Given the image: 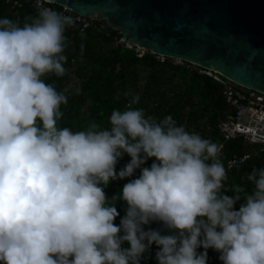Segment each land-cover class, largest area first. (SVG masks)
<instances>
[{"label": "clouds", "instance_id": "clouds-1", "mask_svg": "<svg viewBox=\"0 0 264 264\" xmlns=\"http://www.w3.org/2000/svg\"><path fill=\"white\" fill-rule=\"evenodd\" d=\"M53 2L35 0L23 26L0 18V264H141L153 244L157 264H207L209 249L221 264H264V168L236 210L218 146L171 116L145 117L138 96L108 129L57 127L67 97L44 77L65 74L75 21L43 6ZM137 169L112 198L127 204L117 226L104 188ZM153 222L162 229L145 230Z\"/></svg>", "mask_w": 264, "mask_h": 264}, {"label": "trees", "instance_id": "trees-1", "mask_svg": "<svg viewBox=\"0 0 264 264\" xmlns=\"http://www.w3.org/2000/svg\"><path fill=\"white\" fill-rule=\"evenodd\" d=\"M45 5L57 12L61 10L55 5ZM36 14L37 9L32 4L11 10L5 0H0V18H8L20 26L30 22L28 18ZM93 22L95 28L83 33L66 29L63 53L66 56L63 65L65 74L60 77L48 74L44 77L46 83L67 97V103L61 105L62 115L57 121V127H67L75 132L85 130L95 123L100 129H108L112 111H124L132 98L138 96L139 101L131 104V107L142 109L145 117H152L158 122L171 116L186 131L197 133L217 146L222 145L218 159L224 166L226 179L222 182L221 193L239 196V201L234 205L238 210L240 203L244 202L254 187L247 176L253 168H264V153H259L255 145H243L240 139L225 142L220 137L217 125L228 114L221 86L207 76L198 75L192 68L160 64L147 53L138 58L132 50L116 44V39L121 38L118 31L108 28L104 21ZM72 72L77 80L75 90L68 89V74ZM140 74H146L144 81L140 79ZM243 153L250 156L245 163L226 168V162L233 155L241 156ZM129 162L130 157L123 155L115 166L116 171L119 172ZM152 163L153 160L149 159L143 167H150ZM139 175L140 170L137 169L132 177L110 181L104 188L108 203L115 204L119 213L114 220L117 226L125 215L127 204L122 199L115 201L112 198L118 196L123 186ZM237 188L239 191H236ZM161 229L162 225L155 222L145 226V230ZM163 234L169 233L164 231ZM122 247L127 248L128 244L125 242ZM158 250L153 244L143 255L141 264H157L155 253ZM197 251L199 253L203 249ZM207 256V264H221L219 253L214 250L209 249Z\"/></svg>", "mask_w": 264, "mask_h": 264}, {"label": "water", "instance_id": "water-1", "mask_svg": "<svg viewBox=\"0 0 264 264\" xmlns=\"http://www.w3.org/2000/svg\"><path fill=\"white\" fill-rule=\"evenodd\" d=\"M129 44L264 96V0H54Z\"/></svg>", "mask_w": 264, "mask_h": 264}, {"label": "built area", "instance_id": "built-area-1", "mask_svg": "<svg viewBox=\"0 0 264 264\" xmlns=\"http://www.w3.org/2000/svg\"><path fill=\"white\" fill-rule=\"evenodd\" d=\"M5 3L11 10L21 9L24 5L32 4L35 6V0H5ZM47 7L46 5H43ZM60 13L64 15H70L73 17L75 23L74 26L69 28L71 31L78 30L79 33L95 28L94 19H88L71 13L66 8H61ZM116 44L132 50L136 57L141 58L144 54H150L153 59L160 64L168 63L174 67H184L186 69H194L198 75L207 76L213 81L218 83L222 89V99L228 109V114L225 119L219 122L217 130L223 141L240 139L243 145H255L258 147L259 153H264V96L237 86L218 74L201 69L190 64H187L178 59H171L162 56H158L149 53L145 50L139 49L127 43L122 37L116 39ZM219 152L222 149V145L218 146ZM250 158L249 154L243 153L233 155L231 159L226 162V168L231 169L245 163Z\"/></svg>", "mask_w": 264, "mask_h": 264}, {"label": "rangeland", "instance_id": "rangeland-1", "mask_svg": "<svg viewBox=\"0 0 264 264\" xmlns=\"http://www.w3.org/2000/svg\"><path fill=\"white\" fill-rule=\"evenodd\" d=\"M145 76L146 74H140V79L144 81ZM68 81H69L68 89H72V90L77 89V80L75 79V75L73 72L68 74ZM254 147H256V150H257V146H254Z\"/></svg>", "mask_w": 264, "mask_h": 264}]
</instances>
